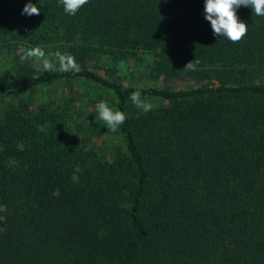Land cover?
<instances>
[{
  "label": "trees",
  "instance_id": "16d2710c",
  "mask_svg": "<svg viewBox=\"0 0 264 264\" xmlns=\"http://www.w3.org/2000/svg\"><path fill=\"white\" fill-rule=\"evenodd\" d=\"M204 7L0 0V264H264V16L238 7L233 43ZM34 46L81 71L21 60Z\"/></svg>",
  "mask_w": 264,
  "mask_h": 264
},
{
  "label": "clouds",
  "instance_id": "9594fccd",
  "mask_svg": "<svg viewBox=\"0 0 264 264\" xmlns=\"http://www.w3.org/2000/svg\"><path fill=\"white\" fill-rule=\"evenodd\" d=\"M64 11L69 15H75L77 11L88 3V0H60ZM250 7L257 16H264V0H205V19L210 22L213 35L226 37L233 43H237L247 34V25L237 17L236 9L240 6ZM41 5L40 7H42ZM40 7L35 4L26 3L22 14L32 16L40 14ZM55 62L45 58V51L39 46H34L24 51L21 60L32 59L41 61L44 71L60 73H79L81 68L75 57L70 53H61L59 50L54 53ZM129 99L142 112L148 113L152 110L153 104L142 97L141 91H133ZM99 118L105 123L108 130L115 132L126 120V114L120 110L109 107L107 101H100L96 104Z\"/></svg>",
  "mask_w": 264,
  "mask_h": 264
},
{
  "label": "rangeland",
  "instance_id": "374dc122",
  "mask_svg": "<svg viewBox=\"0 0 264 264\" xmlns=\"http://www.w3.org/2000/svg\"><path fill=\"white\" fill-rule=\"evenodd\" d=\"M3 62H4V61L0 59V64H3ZM0 68H1V67H0ZM178 85L182 86V83H178ZM52 90H53L52 87H49V88H48V87H44L43 89L35 90V91L33 92V94H34L37 98L43 100L44 98H46L45 96H48V94L51 93ZM0 210H1V208H0Z\"/></svg>",
  "mask_w": 264,
  "mask_h": 264
}]
</instances>
